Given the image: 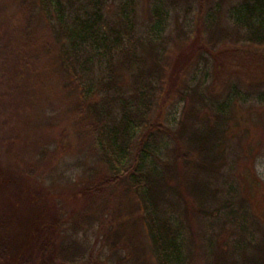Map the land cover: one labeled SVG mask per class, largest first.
<instances>
[{"label": "rangeland", "instance_id": "374dc122", "mask_svg": "<svg viewBox=\"0 0 264 264\" xmlns=\"http://www.w3.org/2000/svg\"><path fill=\"white\" fill-rule=\"evenodd\" d=\"M158 2L105 0L102 23L108 21L115 25L124 18V22L132 26L133 36L143 44L157 38L160 47H165L163 58L154 57L141 47L138 52L146 60L145 67L155 68V63H160L161 68L170 69L161 73L163 88L169 91L160 99L163 102L166 93L169 97L163 105L158 101L154 108V114H158L159 121L166 126L177 128V120H184L188 127L194 124L195 119L188 113L195 98L190 96L187 101L181 96L192 86L206 96L213 110L216 106L231 105L232 117L225 124V134L219 136L220 147L215 149L218 151L216 164L210 165L207 172L209 189L217 200L211 201L215 204H211L208 211L213 219L219 201H224L225 212L227 209L235 211L236 223L248 224L249 231L253 232L252 240L258 242L264 239V45L243 39L245 29L238 27L237 11L246 0H162L163 8L168 11L162 35L157 26L159 16L153 11ZM87 4V0H83V8ZM40 5L39 0H0V148L3 160L17 165L20 172L29 173L30 185L48 193L52 208L65 214L64 236L69 241L76 238L97 244L96 249L102 248L103 264H156L136 197L125 185L112 190V194L108 192L116 220L119 217L127 222L125 243L118 253L111 255L109 248L96 239L94 227L85 229L81 223L74 224L75 211L82 205V198L76 197V192L92 183L96 176L112 174V171L102 159L103 150L95 132L99 124L94 112L84 103L83 87L63 65L62 53L67 49L70 54L66 55L75 62L83 78L80 64L83 52L80 59H76L67 44L65 47L59 43L56 26L49 22ZM123 5L129 7V17L122 15ZM79 6L80 2L74 3L75 8ZM84 13L83 9V16ZM182 31L187 40L181 37ZM197 33L198 38L192 43ZM120 53L123 52L119 50L110 60L94 57L93 65H89L84 75L85 83L94 85L88 101L95 104L106 99L101 82L107 79L109 65L119 68V63L124 61L119 59L124 57ZM157 58L159 61L155 62ZM180 58L185 65L175 78ZM130 67L124 64L123 79H118L122 85L120 96L132 91L133 69ZM178 138L186 148L185 139ZM174 142L172 140V148L176 146ZM186 150L188 152V147ZM190 157L196 159L198 154L192 152ZM10 193L4 194L7 201L9 196L14 200V194ZM190 200L195 203L194 198ZM197 206L195 209H199ZM202 225V220L200 225L195 224L192 235L197 252L207 235ZM218 231L216 227L214 236ZM222 238L227 242L224 248L231 249L237 240L246 239L247 233L244 229L238 232L230 223ZM241 250L245 256L240 257L239 264H252L259 259L254 248L243 245Z\"/></svg>", "mask_w": 264, "mask_h": 264}, {"label": "trees", "instance_id": "16d2710c", "mask_svg": "<svg viewBox=\"0 0 264 264\" xmlns=\"http://www.w3.org/2000/svg\"><path fill=\"white\" fill-rule=\"evenodd\" d=\"M77 1L81 6L75 8L74 3ZM157 1L153 11L159 16L157 26L161 28L159 33L162 35L168 11L163 8L162 0ZM39 2L49 22L57 28L54 30L59 43L62 42L63 46L67 44L76 59H80L83 52V61L80 63L83 78L75 62L66 55L69 53L66 46L62 53L63 65L75 82L83 87V101L90 112H94L96 124H99L95 132L103 150L102 159L112 171V174L96 176L92 183L76 192L75 196L82 198V205L75 211L77 218L74 224L81 223L85 229L94 227L96 239L109 248L111 255L118 253L125 243L127 222L119 220V217L116 220L117 214L111 210L108 192L112 194L125 185L126 190L136 197L142 226L149 238L156 264H239L245 256L241 250L243 245L258 251L259 259L252 264H264V239L254 242L248 224L236 223L235 211L227 209L225 212V202L222 200L219 201V208L215 209L217 213L213 219L208 211L211 204H215L211 201L217 200L209 189L207 172L211 169L210 165L216 164L218 151L215 149L220 147L219 136L225 134V124L232 117L231 105L216 106L213 110L206 96L192 86L181 96L187 101L190 96L191 99L195 98L190 103L188 113L195 119L194 124L188 127L184 120H177L178 127L171 129L159 121L158 114H154L157 102L163 105L169 97L166 93L164 101L160 99L164 92L169 91L163 88L161 73L165 74L164 71L169 72L170 69L161 68L160 63H155V68L145 67L146 60L138 52L141 47L154 57L159 55L163 58L165 47H160L157 38H150L151 41L143 44L133 36V28L124 22V18L115 25L108 21L102 23L105 0H87L85 8L83 0ZM128 8L127 5L121 7L125 17L131 13ZM237 17L238 27L245 29L243 39L264 45V0H246L237 11ZM181 35L187 40L184 31ZM197 38L198 33L192 43ZM119 50L124 55L119 59L124 61L119 63V68L109 65L107 79L101 82V88L107 94L106 99L95 104L88 101L91 100L88 97L94 86L85 83L84 75L89 65H93L94 57H107L110 60ZM124 64L131 65L133 69V81L130 82L132 91L129 95L120 96L122 85L118 79H123ZM184 65L185 62L180 58L176 63L175 78H178ZM212 118L215 120L214 125ZM178 137L185 139L186 148ZM172 140H175L176 145L173 148ZM132 150H135L134 155ZM192 152L198 154L196 159H191ZM3 157L1 154L0 264H103L100 260L102 248L98 250L97 244L65 238V214L52 208L48 193L30 185L32 181L29 173L18 171L17 165L7 164ZM6 191L14 194V200L10 196L6 200ZM190 197L195 199V203L191 202ZM197 204L199 209L194 207ZM198 215V219H195L198 221H195L193 218ZM201 220L203 232L207 235L197 252L192 235L195 224L200 225ZM230 223L238 232L244 229L247 238H241L231 249H225L227 242L222 235ZM216 227L219 231L214 236Z\"/></svg>", "mask_w": 264, "mask_h": 264}]
</instances>
